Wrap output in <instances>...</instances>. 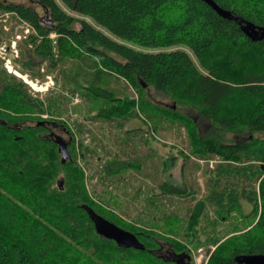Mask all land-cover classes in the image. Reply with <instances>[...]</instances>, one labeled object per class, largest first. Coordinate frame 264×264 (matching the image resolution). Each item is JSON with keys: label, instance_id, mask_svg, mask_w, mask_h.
I'll return each instance as SVG.
<instances>
[{"label": "trees", "instance_id": "trees-1", "mask_svg": "<svg viewBox=\"0 0 264 264\" xmlns=\"http://www.w3.org/2000/svg\"><path fill=\"white\" fill-rule=\"evenodd\" d=\"M213 1L264 26V0ZM2 11L35 31L17 43L13 61L22 71L34 78L42 63L59 71L70 95L90 105L89 119L123 127L141 118L154 130L163 123L182 126L188 155L209 166L200 196L170 178L158 184L160 196L190 201L185 215L122 217L117 205L85 186L77 153L84 156L88 146L71 131L66 142L49 136V124L70 129L59 118L64 94H34L0 60V264H193L190 244L214 246L206 264L264 254V37L249 38L204 0H0ZM68 62L73 68L64 67ZM120 82L133 95L122 92ZM148 87L172 104L149 99ZM199 118L207 120L203 132ZM224 133L235 137L224 139ZM111 163L117 166L105 178L138 166ZM241 198L249 211L243 212ZM103 222L117 232H104ZM224 223L228 231L218 236ZM162 242L167 255L159 252Z\"/></svg>", "mask_w": 264, "mask_h": 264}, {"label": "rangeland", "instance_id": "rangeland-1", "mask_svg": "<svg viewBox=\"0 0 264 264\" xmlns=\"http://www.w3.org/2000/svg\"><path fill=\"white\" fill-rule=\"evenodd\" d=\"M0 28L3 29L1 35L3 38L0 37V40L7 42L12 33L2 28V22H0ZM63 65L65 68H73L71 62L63 63ZM16 67L21 73H27L17 65ZM36 78L43 85L50 79L52 82H49L47 91L35 93L41 97L46 94L63 93L66 99L63 102L59 118L65 120L70 129L67 131L62 125L49 124V136L60 140V142H66L71 140L69 133L71 131L75 142L82 140L83 145L88 146L90 151L84 156H81V149H78L77 153L78 162L86 175L85 186L95 198L104 200L112 206L117 205L115 210L122 217L159 220L166 212L185 215L186 208L190 204L189 200L177 196H160L158 193V184L167 178L179 184L183 182L186 185H191L197 190L198 196L203 194V184L207 177L205 169L206 164L209 166V163L191 154L188 155L186 132L182 126L163 123L154 130L141 118H133L123 127H117L112 122L102 119H89L87 115L92 114L90 105L79 95L76 97L70 95L69 89H66L68 86L64 84L63 76L59 71L49 70L45 63H42L40 74H37ZM27 86L32 89L28 84ZM119 88L122 92L133 95L132 88L125 85L124 82H120ZM146 94L149 99L158 104H172V101L164 93L155 91L152 87L147 88ZM181 107V111L198 117L193 108ZM78 123L81 124L82 130L77 129ZM198 123L199 130L203 132L207 120L199 118ZM259 134L264 137V132ZM221 136L224 139L235 137L231 133H224ZM182 151L186 155L181 154ZM115 159L135 163L138 166L126 165L125 170L122 169V171L105 178L108 175L106 174L108 168H116L117 165H111ZM151 198L155 199V204L151 205L147 201ZM240 204L243 212H247L251 208L250 203L243 198L240 199ZM105 224L107 223L103 222L102 225L104 232L113 230L117 232L110 225ZM98 228L101 227L98 226ZM228 228L229 223L221 224L217 227L216 234L222 236L228 231ZM213 248L214 246L211 244H201L198 247L190 244L193 264H197L196 257L198 258L200 255L202 257L201 264H206L209 250ZM169 249V245L162 242L159 252L167 255L170 253Z\"/></svg>", "mask_w": 264, "mask_h": 264}, {"label": "built area", "instance_id": "built-area-1", "mask_svg": "<svg viewBox=\"0 0 264 264\" xmlns=\"http://www.w3.org/2000/svg\"><path fill=\"white\" fill-rule=\"evenodd\" d=\"M0 22H2V28H4V30L12 33L11 36L8 38L7 42L3 41L0 43V60L2 62L3 67L6 69L7 72L16 75L17 77L21 78L26 84H28L32 88L31 91L34 94H37L35 92L38 91L40 93L47 91L49 87V82H52L50 78L49 82L46 81L43 85L38 78H32L27 73L19 74V72H17L15 68L16 65L13 61V58L18 56V40L25 37L26 35H24L23 32L28 30V27L25 25V22L21 20L19 23H15L14 17L8 15H0ZM51 37H53V34H51ZM76 96L77 95H74V97ZM42 116H46V114H42ZM196 262L197 264H201V255L198 258L196 257Z\"/></svg>", "mask_w": 264, "mask_h": 264}, {"label": "water", "instance_id": "water-1", "mask_svg": "<svg viewBox=\"0 0 264 264\" xmlns=\"http://www.w3.org/2000/svg\"><path fill=\"white\" fill-rule=\"evenodd\" d=\"M207 4H209L219 15L233 19L235 22L239 24L240 29L251 39L257 40L264 37V26H257L250 21H247L239 16H235L230 11L221 8L215 1L213 0H204ZM67 152L64 151V154L61 157V161H64L67 157ZM131 237V236H130ZM132 238V237H131ZM133 241V239H132ZM134 243V241H133ZM235 263L231 264H264V254L256 253V254H239L234 258Z\"/></svg>", "mask_w": 264, "mask_h": 264}, {"label": "bare ground", "instance_id": "bare-ground-1", "mask_svg": "<svg viewBox=\"0 0 264 264\" xmlns=\"http://www.w3.org/2000/svg\"><path fill=\"white\" fill-rule=\"evenodd\" d=\"M0 15H2V16H5V15L13 16L15 23H19L21 21L20 18H18V16L16 14H12L10 11H2V12H0ZM23 21L25 22V25L28 27V30L23 32L24 35H27L31 31L35 32L34 29L30 26L29 23H27L25 20H23ZM51 34H53V33H50V36H51ZM54 35L55 34H53V36ZM15 68H16L17 72H19V74H20L21 72L18 70V68L16 66H15Z\"/></svg>", "mask_w": 264, "mask_h": 264}, {"label": "crops", "instance_id": "crops-1", "mask_svg": "<svg viewBox=\"0 0 264 264\" xmlns=\"http://www.w3.org/2000/svg\"><path fill=\"white\" fill-rule=\"evenodd\" d=\"M130 121V120H129Z\"/></svg>", "mask_w": 264, "mask_h": 264}]
</instances>
